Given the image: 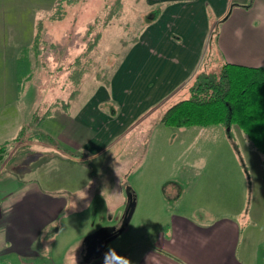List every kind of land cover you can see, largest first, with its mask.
I'll return each instance as SVG.
<instances>
[{
    "label": "crops",
    "instance_id": "crops-1",
    "mask_svg": "<svg viewBox=\"0 0 264 264\" xmlns=\"http://www.w3.org/2000/svg\"><path fill=\"white\" fill-rule=\"evenodd\" d=\"M144 1L148 5L146 22L121 56L108 87L98 85L76 111L68 108L70 103L65 113L52 108L60 121L50 131L40 129L48 136L35 132L26 140L25 133L12 145L23 132L14 134L12 129L22 124L6 122L9 97H0V144L8 142L0 162V264H11L8 259L16 256L23 264V257L38 258L42 250L51 248L54 234L50 225L62 207L42 205L43 197L36 194L41 182L33 172L42 166L38 150L49 147L50 159L58 163L66 159L67 206L74 200H90L89 181L78 167L75 174L74 166L89 169L90 159L103 153L114 139L138 124L149 125V114L199 72L209 43L222 64L264 65V0ZM7 10L5 0H0V21ZM20 56L18 73L20 59L26 55ZM10 72L11 67L3 69V73ZM56 106L57 102L52 104ZM52 112L50 118L55 116ZM155 126L149 131L150 150L145 148V168L153 171V178L148 175L146 194L132 200V213L144 208L146 217L157 219L141 264H264V200L258 152L232 126L249 160L247 172L229 155V149V162H213L210 168L201 166L203 171L199 172L196 161L186 160L188 146L180 144L197 126L169 127L161 120ZM171 137L174 140L169 141ZM28 150L34 153L25 154ZM139 159L135 155L132 163L138 165ZM204 172L209 177L203 178ZM57 175L50 182L62 177ZM169 182L179 188L166 191ZM16 194L20 196L14 201L22 205L23 212L5 205Z\"/></svg>",
    "mask_w": 264,
    "mask_h": 264
},
{
    "label": "rangeland",
    "instance_id": "rangeland-1",
    "mask_svg": "<svg viewBox=\"0 0 264 264\" xmlns=\"http://www.w3.org/2000/svg\"><path fill=\"white\" fill-rule=\"evenodd\" d=\"M5 3L8 10L4 21H0V97H9L6 122L22 124L12 132L23 131L19 139L26 133V140L31 139V133L36 135L35 132L48 136L40 129L50 131L54 129L52 126L56 127L60 116L52 112V108L65 113V105L70 103L68 108L76 111L98 85L108 87L121 56L146 22L148 8L144 0H5ZM213 36L215 39V32ZM212 49L211 42L199 73L220 69L221 58ZM20 55L27 57L21 59L18 73L16 63ZM8 67L11 72L3 73ZM193 79L149 114V125L143 122L134 126L114 139L103 153L92 157L89 169L74 166V173L77 174L78 167L89 181L86 188H89L90 200H74L67 206L66 159L58 163L50 159L49 147L38 150L42 166L33 172L41 182L36 194L43 197L42 205L56 204L62 210L50 225V232L54 234L50 250H42L38 258L23 257V264H141V258L150 247L157 219L146 217L144 208L128 216L127 211L137 195L146 194L148 175L153 178V171L145 168V148L150 150L148 139H152L150 127H157L170 105L190 96ZM55 100L57 106L52 107ZM51 112L54 119L50 118ZM196 129L180 144L188 146L186 160L196 161L197 171H203L201 166L210 168L213 162H229L227 156L233 155L235 162L247 172L249 160L230 128L224 130L222 125H211ZM24 140L23 137L21 141ZM172 140L173 137L169 138ZM16 141L12 145H16ZM228 149L232 151L229 155ZM32 151L25 154L32 155ZM135 155L140 156L138 165V162L132 163ZM57 172L62 177L50 182L52 176H58ZM202 177L209 176L204 172ZM171 184L166 186V191L179 188ZM19 196L16 194L11 202L5 203L9 210L24 211L22 205L14 201ZM9 244L14 245V242ZM17 258L8 260L11 259V264H22Z\"/></svg>",
    "mask_w": 264,
    "mask_h": 264
},
{
    "label": "trees",
    "instance_id": "trees-1",
    "mask_svg": "<svg viewBox=\"0 0 264 264\" xmlns=\"http://www.w3.org/2000/svg\"><path fill=\"white\" fill-rule=\"evenodd\" d=\"M193 78L190 96L170 105L161 123L169 127L235 126L261 155L264 200V65L224 62L218 71L198 72ZM7 147V141L0 144V162Z\"/></svg>",
    "mask_w": 264,
    "mask_h": 264
},
{
    "label": "water",
    "instance_id": "water-1",
    "mask_svg": "<svg viewBox=\"0 0 264 264\" xmlns=\"http://www.w3.org/2000/svg\"><path fill=\"white\" fill-rule=\"evenodd\" d=\"M133 201L132 203L130 204L129 208H128V211H127V216L130 215L132 213V209H133Z\"/></svg>",
    "mask_w": 264,
    "mask_h": 264
}]
</instances>
